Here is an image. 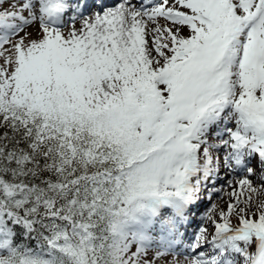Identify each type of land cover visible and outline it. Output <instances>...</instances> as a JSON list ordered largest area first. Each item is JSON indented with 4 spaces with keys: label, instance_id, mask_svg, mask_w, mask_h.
Wrapping results in <instances>:
<instances>
[{
    "label": "snow or ice",
    "instance_id": "6c2138e0",
    "mask_svg": "<svg viewBox=\"0 0 264 264\" xmlns=\"http://www.w3.org/2000/svg\"><path fill=\"white\" fill-rule=\"evenodd\" d=\"M161 260L264 264V0H0V264Z\"/></svg>",
    "mask_w": 264,
    "mask_h": 264
},
{
    "label": "rangeland",
    "instance_id": "374dc122",
    "mask_svg": "<svg viewBox=\"0 0 264 264\" xmlns=\"http://www.w3.org/2000/svg\"><path fill=\"white\" fill-rule=\"evenodd\" d=\"M77 26H79V25H77ZM228 191H231V189L225 188V192H228ZM228 202H229V198L227 195L224 194V192L213 193L211 200L209 201L207 198H205L203 200V203H201L197 207V209H195V211L197 213H203L205 211L206 207H208L212 203H215V204L219 205L221 208H224ZM189 231H191V229ZM151 255H152V253L150 252L149 256H151ZM170 259H171L170 257L165 258V260H170ZM158 264H164V260L159 261Z\"/></svg>",
    "mask_w": 264,
    "mask_h": 264
}]
</instances>
